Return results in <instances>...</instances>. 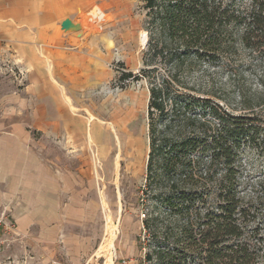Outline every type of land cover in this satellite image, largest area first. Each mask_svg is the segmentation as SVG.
I'll return each instance as SVG.
<instances>
[{
    "label": "trees",
    "instance_id": "16d2710c",
    "mask_svg": "<svg viewBox=\"0 0 264 264\" xmlns=\"http://www.w3.org/2000/svg\"><path fill=\"white\" fill-rule=\"evenodd\" d=\"M144 9L142 66L118 78L146 81L149 90L144 261L264 264L254 210L262 197L248 201L241 190V156L262 146L264 119L230 111L188 80L203 64L235 80L247 55L264 77V0H145Z\"/></svg>",
    "mask_w": 264,
    "mask_h": 264
},
{
    "label": "crops",
    "instance_id": "0c3cea01",
    "mask_svg": "<svg viewBox=\"0 0 264 264\" xmlns=\"http://www.w3.org/2000/svg\"><path fill=\"white\" fill-rule=\"evenodd\" d=\"M111 2L0 0V71L8 68L12 83L0 95V201L13 195L19 206L37 207L41 213L29 218L59 220L80 208L84 179L94 183V174L101 176L134 117L130 91H111L117 56L130 71L139 68V62L129 68L119 53L120 6ZM95 8L99 17L92 18ZM66 19L79 23L81 32L63 28ZM61 192L67 195L62 201Z\"/></svg>",
    "mask_w": 264,
    "mask_h": 264
},
{
    "label": "rangeland",
    "instance_id": "374dc122",
    "mask_svg": "<svg viewBox=\"0 0 264 264\" xmlns=\"http://www.w3.org/2000/svg\"><path fill=\"white\" fill-rule=\"evenodd\" d=\"M111 1L114 4V0ZM118 5L121 20L115 23L120 35L117 48L129 68L139 62V68L134 70L136 73L142 66V54L148 40L144 30L147 19L145 0H119ZM96 10L91 13L92 18L99 17ZM104 20H109V17L105 15ZM256 61L257 57L247 55L243 65L245 72L235 80L230 81L226 74L216 72L207 64L196 68L188 80L197 85L196 93L203 94L204 89L213 91V97L230 111L242 113L253 110L264 119V77L260 76L261 68ZM2 68L0 95L12 87L6 77L8 68ZM123 90L130 91L127 95L132 97L135 106L134 117L127 123L125 140L112 146L104 170H99L101 176L94 174V183L89 177L84 179V187L79 190L84 189L87 193H78L77 207L80 208L67 211L70 218H67V212L59 220L37 215L29 218L33 213H41L37 207L19 206L13 195L7 203L0 201V264H146L142 219L147 206L142 205V190L149 150V92L146 81L139 86L129 83L119 91ZM130 96L126 98L128 103ZM111 133L115 137V132ZM261 141L262 146L247 148L241 156V190L248 201L262 197L263 203L254 210H258V218L263 219L264 225V138ZM57 150L62 153L61 148ZM90 152L97 156L96 150ZM97 166L99 168L101 164ZM80 181L83 179H78ZM65 198L66 193L61 192L59 199ZM83 207L89 211L84 213L86 209Z\"/></svg>",
    "mask_w": 264,
    "mask_h": 264
},
{
    "label": "built area",
    "instance_id": "2783aa9c",
    "mask_svg": "<svg viewBox=\"0 0 264 264\" xmlns=\"http://www.w3.org/2000/svg\"><path fill=\"white\" fill-rule=\"evenodd\" d=\"M120 63H121V59L119 58V56H117V58H115V60L110 65L112 70L115 72V76H116L112 80L113 87L111 88V91H116V90L119 91L121 89H124L125 87H127L129 83H135L139 86L142 81L126 80L125 83L119 81L118 78L121 75V73L127 71L126 67L125 66L123 67ZM123 84H126L124 88L122 87Z\"/></svg>",
    "mask_w": 264,
    "mask_h": 264
},
{
    "label": "water",
    "instance_id": "95a60500",
    "mask_svg": "<svg viewBox=\"0 0 264 264\" xmlns=\"http://www.w3.org/2000/svg\"><path fill=\"white\" fill-rule=\"evenodd\" d=\"M62 26H63V28H65L67 30H74V31L80 30V32L82 30V26L79 23L74 24V23H72V21L70 19L64 20L62 23ZM146 43H147V40H146L145 44Z\"/></svg>",
    "mask_w": 264,
    "mask_h": 264
}]
</instances>
